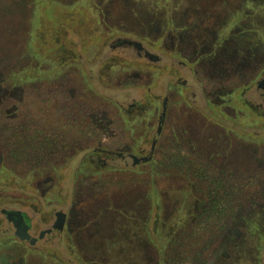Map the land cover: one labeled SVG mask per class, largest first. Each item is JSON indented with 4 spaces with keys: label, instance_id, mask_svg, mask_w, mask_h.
I'll return each instance as SVG.
<instances>
[{
    "label": "flooded vegetation",
    "instance_id": "obj_1",
    "mask_svg": "<svg viewBox=\"0 0 264 264\" xmlns=\"http://www.w3.org/2000/svg\"><path fill=\"white\" fill-rule=\"evenodd\" d=\"M88 1L92 17L71 18L66 26L56 24L58 29L46 28L49 18L34 17L27 52L0 60V201L21 203L0 209V227L6 224L0 231V264H50L48 258L54 264L72 259L96 264L99 253L102 261L115 257L119 253L105 246V227L95 218L98 209L114 214L131 207L146 218L141 221L146 229L152 222L157 233L162 219L159 214L153 219L150 209L159 201L162 176L191 182L194 175L200 185L207 153L218 169L219 157L211 149L223 142L222 131L233 130L216 119L247 121L249 128L264 125V32L263 41L253 43L234 26L239 20L245 24L255 0H224L214 11L211 0H166L152 11H145L144 0H110L105 8ZM191 11H204L200 19L215 17L199 41L184 31ZM70 30L84 37L81 49ZM232 38L224 54L248 46L254 67L249 59L238 70L218 74L214 68L221 67L210 63L212 51ZM205 39L214 41L210 50ZM28 49L41 60L27 55ZM225 81H231L229 87ZM118 91L117 101L107 93ZM193 120L204 129L179 127ZM165 137L184 142L170 147L172 167L158 159ZM196 205L200 211L208 208V203ZM58 225L60 240L45 234ZM62 245L70 260L53 258L51 250ZM150 245L153 253L158 249L154 264H168L166 244ZM121 247L118 264H144L142 257L128 260Z\"/></svg>",
    "mask_w": 264,
    "mask_h": 264
},
{
    "label": "rangeland",
    "instance_id": "obj_2",
    "mask_svg": "<svg viewBox=\"0 0 264 264\" xmlns=\"http://www.w3.org/2000/svg\"><path fill=\"white\" fill-rule=\"evenodd\" d=\"M75 1L0 0V60L13 59L27 52V41L30 38L32 19L34 17H41L44 22L49 18L47 24L51 22V25L46 24V28L50 26L51 29H58L56 25L58 23H63L66 26L71 18L78 20L92 17V11L84 3L86 0ZM109 1L89 0L88 2L97 3V5L105 8ZM165 1L144 0L145 4H147L145 5V8H147L145 11H152V9H157V7H160L159 10H161L163 6L159 3ZM221 1L225 2L224 0L209 1L212 3L209 11H214L220 7ZM156 3L159 5L157 6ZM67 4L70 5L67 6ZM252 5L254 9H250V11L253 12L249 13L248 19L244 22L245 24L239 20L235 22L234 26L235 29L239 28L242 33L244 31L249 37L248 39H252L253 43L257 42V40L262 42L263 38H260L264 32V0H255ZM91 7L94 8L93 5ZM134 11L137 12L136 9ZM201 12L204 13V11ZM201 12L191 11L187 13V23L183 24L184 31L188 33V37L193 41L203 39L202 37L206 35L203 32L204 27H211L215 19L213 15L208 16L207 19L205 15H202L200 19ZM228 13L230 12L227 11L223 15ZM199 19L200 21L198 22ZM203 20L204 22L201 23ZM229 29L231 30V26ZM79 30H82V28ZM70 32L73 42L81 49L80 46L84 38L81 32L73 33L72 30ZM198 34L201 35V38L197 37ZM234 38L226 40L227 44L224 48L220 49L217 47L212 51L214 52L215 50L216 54L210 63L212 66L221 67H219L220 69L214 68V71L218 72V74H223L230 70H238L249 59H251L250 64L252 63L254 67V55L250 53L248 56V46L243 47V49L234 48L233 50L230 47L229 53L225 52L224 54L227 45L230 46ZM205 41L208 50H210L214 41L212 39H205ZM27 55L34 56L38 60H41L42 57L36 56V53L30 49H28ZM255 56L256 58L258 57L257 54ZM213 74L211 73V76ZM162 81L163 78L159 80V82ZM230 84L231 81H228L225 85L229 87ZM107 93L116 101L119 100L117 96L121 94L119 91ZM247 97L249 99L253 98L251 93H248ZM200 102L202 103V101ZM204 113L211 114L208 110ZM213 119H216V117H213ZM216 121L223 127L233 130L232 132L228 131V133L222 131L223 138L221 140L223 142L221 141L218 143V147L211 149L214 155L219 157L218 169L216 165L212 166L209 163V156L206 157L204 155L201 173L204 171L205 174L200 180L202 181L200 185L194 184L193 180L197 177L193 174L191 184L190 181L185 180V177H181L178 180L172 176L166 178L165 175L162 176L164 179H160L158 184L161 191L159 201L155 199L153 209L150 210L152 211L153 219L159 214L162 221L157 233L154 232V223L151 222L148 233H150L159 249H162L163 244H166L168 248V253L166 252L168 264H264V125L256 123L255 126L249 128L247 121L233 123L220 117ZM185 124L191 125L192 130L204 129V123L201 121L181 122L179 127ZM210 129L208 128V130ZM180 142L184 144L183 141L180 140ZM180 142L173 144L171 139L165 137L158 159L165 161L164 163L172 167V162H174V158L171 156L173 153L172 148L173 146L179 147ZM149 150L150 147H147L146 151ZM167 172L173 173V170L160 171L161 174ZM205 178L206 182L203 183ZM16 187L19 188L20 186ZM146 190L147 185H144L142 187L143 193H146ZM195 195L203 197L201 204L195 201ZM210 198H213V200L210 201ZM207 203V210L198 212L196 204L203 206V204ZM145 204L146 201H143V206ZM18 205H21V203L17 201H0V209L18 208ZM116 205L120 204L116 203ZM126 207V211L122 213L115 212L114 214H109L105 209L97 210L95 215L97 223H102L105 227L102 230L106 231L105 246L107 248L113 246L111 254H119H116L115 257L109 256L102 261L100 259L101 255H99L101 253H99L95 256L94 262L96 264H118L120 258L124 257V254L120 253V249H118L121 245L128 260L131 258L132 261L140 260L141 257L144 259L142 246L147 251L144 264H154L158 259L156 254L158 249L154 246V254L148 244L145 246V242H147L145 224L141 221L143 219L146 221V218L142 215H137L135 211H130L131 207ZM1 221L2 218L0 216V223ZM163 222L167 223L166 228L163 227ZM5 227L6 224L2 225L0 231ZM149 244L153 243L150 241ZM63 246L51 250L52 256L53 258L57 256L70 260L71 258L65 252ZM47 262L54 264V262L50 261V258L47 259ZM75 262L72 259V264H75ZM8 263L5 261L3 264Z\"/></svg>",
    "mask_w": 264,
    "mask_h": 264
},
{
    "label": "trees",
    "instance_id": "obj_3",
    "mask_svg": "<svg viewBox=\"0 0 264 264\" xmlns=\"http://www.w3.org/2000/svg\"><path fill=\"white\" fill-rule=\"evenodd\" d=\"M206 156H208V153L206 154ZM225 174V173H224ZM226 175V174H225ZM194 181V180H193ZM190 184H191V182H190ZM194 184L195 185H197V183L194 181ZM228 193V192H227ZM226 193V194H227ZM179 194V193H178ZM225 194V195H226ZM197 196L195 195V197L194 198H196ZM175 202H176V200L173 202L174 204H175ZM213 205H214V203H213ZM212 205V206H213ZM200 206V205H199ZM213 209V208H212ZM199 211L201 210V208L200 209H198ZM146 222V221H145ZM145 222H144V224H145ZM146 227H147V225L145 224V231H146V233H145V236H146V241L147 242H145V246L148 244V246H151L150 244H149V242L151 241L152 243L154 242V239L150 236V233H148V230L146 229ZM155 243V242H154ZM147 251H145V249H143V254H144V259L147 257V254L145 255V253H146ZM152 252V251H151ZM147 260V259H146ZM145 261V260H144ZM146 262V261H145Z\"/></svg>",
    "mask_w": 264,
    "mask_h": 264
},
{
    "label": "water",
    "instance_id": "obj_4",
    "mask_svg": "<svg viewBox=\"0 0 264 264\" xmlns=\"http://www.w3.org/2000/svg\"><path fill=\"white\" fill-rule=\"evenodd\" d=\"M11 226H13V222L10 223ZM47 236H53V237H57L58 240H60V237H61V227H59V225L57 227H54L52 228L51 230H48L46 233H45ZM59 242V241H57Z\"/></svg>",
    "mask_w": 264,
    "mask_h": 264
}]
</instances>
